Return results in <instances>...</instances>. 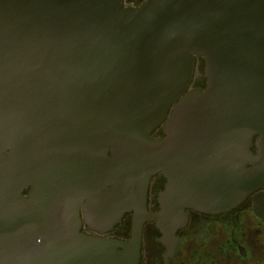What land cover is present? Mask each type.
I'll return each instance as SVG.
<instances>
[{"label": "water", "instance_id": "water-1", "mask_svg": "<svg viewBox=\"0 0 264 264\" xmlns=\"http://www.w3.org/2000/svg\"><path fill=\"white\" fill-rule=\"evenodd\" d=\"M128 1L0 0V264H127L264 188V0Z\"/></svg>", "mask_w": 264, "mask_h": 264}, {"label": "flooded vegetation", "instance_id": "flooded-vegetation-1", "mask_svg": "<svg viewBox=\"0 0 264 264\" xmlns=\"http://www.w3.org/2000/svg\"><path fill=\"white\" fill-rule=\"evenodd\" d=\"M143 1L129 0L125 7H137ZM197 59L202 60L195 57L194 63ZM205 87L206 81L194 89L204 90ZM162 125L150 133V138L165 137ZM255 142L256 138L253 140V153H256ZM166 183L161 173L150 178L146 195L148 213L156 214L160 211L158 197ZM28 191L25 190L23 194ZM258 205L261 217L256 214ZM185 212L186 221L174 232L172 238L165 237L157 229L156 220L146 221L142 228L137 259L130 256L126 260L127 264H264V188L252 192L243 202L229 210L203 213L187 209ZM80 216L82 219V214ZM132 219V212L124 213L120 223L103 234L88 229L82 222L80 233L92 238L130 244ZM146 229L149 235H146ZM116 252H123V249L117 248Z\"/></svg>", "mask_w": 264, "mask_h": 264}]
</instances>
